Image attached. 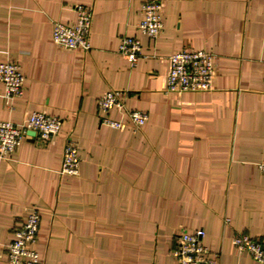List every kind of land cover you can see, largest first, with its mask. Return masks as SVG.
<instances>
[{
  "label": "crops",
  "instance_id": "1",
  "mask_svg": "<svg viewBox=\"0 0 264 264\" xmlns=\"http://www.w3.org/2000/svg\"><path fill=\"white\" fill-rule=\"evenodd\" d=\"M146 1L0 0V62L24 75L10 109L0 82V122L32 110L61 120L48 143L28 132L0 159V264L32 208L43 264H175L177 233L199 229L220 264H254L231 239L264 242V0H155V40L137 28ZM76 5L92 8L88 51L52 43V23H75ZM123 36L146 55L134 68L116 52ZM181 50L215 55L212 90L164 92L167 57ZM109 90L147 113L140 129L116 109L107 115L126 125H100L97 100ZM67 137L78 150L74 176L59 174Z\"/></svg>",
  "mask_w": 264,
  "mask_h": 264
},
{
  "label": "built area",
  "instance_id": "2",
  "mask_svg": "<svg viewBox=\"0 0 264 264\" xmlns=\"http://www.w3.org/2000/svg\"><path fill=\"white\" fill-rule=\"evenodd\" d=\"M161 1L150 0L141 4V20L138 30L149 40H155L162 31ZM75 23L69 25L54 21L52 23V43L63 50L80 49L88 51L89 30L92 23V8L76 5ZM117 54L127 59L130 68H134L140 58L146 57L142 52L141 42L137 38L123 36L116 50ZM169 71L165 79V93H184L210 91L216 73L215 55L206 50L177 51L167 57ZM0 82L4 87L2 95L10 109L14 99L21 97L24 91V75L18 63L10 60L0 62ZM98 110L103 114L99 123L103 126L118 129L126 125L121 120L111 119L107 113L116 109L125 115L127 124L133 129H140L148 120V115L140 110H128L122 96L116 91H106L97 100ZM61 127L58 117L41 111H29L20 123L11 120L0 122V159L11 160V155L20 146L28 132L34 133L37 143L43 145L57 135ZM258 171L264 176V160L257 163ZM79 157L76 143L71 137L65 140L61 175H77ZM40 222L39 211L32 208L24 221L13 229V239L5 250L8 264H43L39 254L31 247L37 239ZM225 224L228 220L225 219ZM204 232L199 229L192 234L180 231L175 237L171 255L175 264H220L219 255L202 243ZM231 242L238 256L248 255L254 264H264V242L248 235L234 233Z\"/></svg>",
  "mask_w": 264,
  "mask_h": 264
}]
</instances>
